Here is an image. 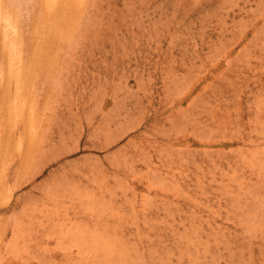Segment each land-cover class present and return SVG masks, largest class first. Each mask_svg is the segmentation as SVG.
Listing matches in <instances>:
<instances>
[{
	"label": "rangeland",
	"instance_id": "rangeland-1",
	"mask_svg": "<svg viewBox=\"0 0 264 264\" xmlns=\"http://www.w3.org/2000/svg\"><path fill=\"white\" fill-rule=\"evenodd\" d=\"M20 2L17 24L24 34L47 24L40 0ZM77 2V15L63 24H75L73 35L83 40L72 42V57L65 41L52 44L61 90L53 93L51 75L39 101L58 155L32 182L15 189L17 202L0 209V229L8 238L18 219L27 228L23 211L49 212L52 199L40 191L51 183L59 188L64 218L74 209L81 216L39 236L66 242V231L88 224L94 259L86 264H264V133L253 131L248 145L260 155H250L234 136L197 134L215 130L214 118L224 119L228 102L232 116L255 121L259 112L264 119V0ZM239 66L241 71H233ZM184 73L185 84L192 83L188 100L169 106L166 96L177 94L175 79ZM194 97L202 122L171 137H188L195 160L165 157L159 136L145 156L134 152L135 145L175 122L179 115H167ZM193 112H183L187 122L199 120ZM227 138L233 142L226 144ZM239 148H245L241 154ZM203 149L229 155L230 163L240 160L232 167L225 158L217 164L199 155Z\"/></svg>",
	"mask_w": 264,
	"mask_h": 264
},
{
	"label": "bare ground",
	"instance_id": "bare-ground-1",
	"mask_svg": "<svg viewBox=\"0 0 264 264\" xmlns=\"http://www.w3.org/2000/svg\"><path fill=\"white\" fill-rule=\"evenodd\" d=\"M20 4V0H0V209H3L1 207L9 208L10 204L16 203L18 197H14L15 189L32 182L34 176L40 171L41 166L58 155V152L55 151L57 144L53 141V135L49 132L50 125L45 126L43 111L46 106H41L39 101L41 96L46 95V81L52 75V82L56 85L51 87L55 89L58 86V82H56L57 76H60L61 73L57 58L58 50L52 51V44L56 40L59 41L58 45L65 41L68 46L65 50L72 57L74 49L72 42L77 44L83 40L73 35L75 24H63L68 17L77 15L76 11L78 7L80 8L77 0H40L42 14L47 16L45 18L47 24H37L38 26L26 34H24V28L17 24ZM241 68L239 66L233 71H241ZM34 76L35 78L39 77V82H36ZM185 83V73L175 79L174 87L178 92L175 96H172L173 92H168L166 99L169 106H173L177 102L180 103L179 101L186 97L188 100V95L192 90V83L187 85ZM58 89L61 90V87H57L53 93L59 94L60 90ZM239 94L240 92H238ZM232 95H236L235 89ZM241 101L240 99L239 102ZM228 103L222 108L225 114L224 119L220 117L214 118L215 122H217L215 130L213 129L214 127H209L204 129L203 132L202 128L197 134L199 136L207 134L206 137L213 133L228 134L234 136L233 140L241 141L247 147L253 140L251 136L253 131L264 133V119H259V112L255 116V121L249 117L245 120V118L240 116V113L232 116L235 110L230 109ZM194 104L195 97L190 99L186 106L177 112L169 113L167 115L169 119H171L173 114H177L179 117L170 126L168 125L159 133H155L150 141L144 140L146 142L135 145L133 148L134 152L137 155L145 156L142 153L148 147L156 145V137L159 136L165 139V157L175 156V159L184 160L185 163L195 160L196 149L190 151L188 137L185 136L184 139L171 137L174 133L186 132L184 131L186 126L198 128L199 123L202 122L199 118L200 116H198L201 112L199 109L192 107ZM188 108L191 111H197L196 114L194 112L193 114L199 120L187 122L184 119L185 113L183 114V112ZM214 116L216 114L212 115V117ZM88 121L92 123L90 119ZM43 133L44 138L42 137ZM56 133L62 134L58 129ZM50 139L53 142H49ZM233 140L227 138L226 144H231ZM175 142L178 143L177 148L174 147ZM181 142L182 144L180 145ZM201 142L206 143V139ZM186 145L188 147L184 148ZM250 146L247 148L250 155H255L256 153L260 155L256 151V147L252 149ZM244 149L239 148L236 153L241 154ZM199 155L205 157L208 161H215L217 164L219 160L221 162L222 158H225L227 166L231 167L234 164L237 165L240 160L230 163L228 160L229 155H221L211 149H203L199 152ZM159 157H161V154ZM243 158H246V154ZM145 159L148 161L150 157ZM15 166L17 167L15 168ZM58 189V187L49 183L40 191L41 196L52 199L53 205L49 212L43 213L40 208L35 207L30 212L25 213L23 211L29 221V224L25 225L27 228H22L23 225L19 223L18 219L11 227L12 236L7 238L6 229H0V264H24V262L29 264V262L36 261L37 264H64V261L86 264L92 260L93 235L91 234L92 229L88 224H85L84 228H80L79 224V228L73 231L70 229L66 231L64 233L67 237L66 242L61 236L57 235L46 240L39 236L42 233L51 234L56 229H62L66 222L64 219H76L81 216L80 211H75L74 209L71 210V217L66 216L64 218L59 198H57ZM24 230L25 233H23ZM47 234L46 236L49 235ZM37 236H39V240ZM17 239L21 243L22 251L20 252L16 250ZM50 242H54L52 246H49ZM38 243H45V245L40 248ZM31 246H33L32 249L30 248ZM84 247L87 250L83 254L81 252L84 251H81V249Z\"/></svg>",
	"mask_w": 264,
	"mask_h": 264
}]
</instances>
